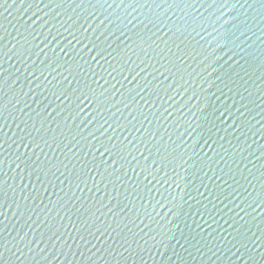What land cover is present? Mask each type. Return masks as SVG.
<instances>
[{
    "label": "water",
    "instance_id": "water-1",
    "mask_svg": "<svg viewBox=\"0 0 264 264\" xmlns=\"http://www.w3.org/2000/svg\"><path fill=\"white\" fill-rule=\"evenodd\" d=\"M0 264H264V0H0Z\"/></svg>",
    "mask_w": 264,
    "mask_h": 264
}]
</instances>
